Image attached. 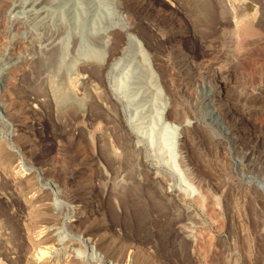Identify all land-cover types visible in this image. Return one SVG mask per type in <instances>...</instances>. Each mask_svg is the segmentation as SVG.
<instances>
[{"label":"rangeland","instance_id":"1","mask_svg":"<svg viewBox=\"0 0 264 264\" xmlns=\"http://www.w3.org/2000/svg\"><path fill=\"white\" fill-rule=\"evenodd\" d=\"M101 1L117 26L106 58L77 56L70 38L65 63L78 61L82 105L61 109L36 69L47 31L27 29L32 9L0 0V228L21 225L22 201L40 187L58 192L66 217L84 203L93 222H113L156 264H264V0ZM86 177L97 192L80 188ZM26 179L34 187H15ZM10 239L0 264H35ZM83 245L75 255L89 264H119Z\"/></svg>","mask_w":264,"mask_h":264},{"label":"bare ground","instance_id":"2","mask_svg":"<svg viewBox=\"0 0 264 264\" xmlns=\"http://www.w3.org/2000/svg\"><path fill=\"white\" fill-rule=\"evenodd\" d=\"M69 1L70 0H17L15 7H13V8H17L18 10H22V11L32 9V12L30 11L31 13L28 12L29 14L27 17L29 18L26 21L27 29L32 30V32H35V34H38L39 32H41L40 30L42 29L45 32L47 31L46 41L49 45L48 49L50 50L47 49L49 52H47L44 57L40 58V56L39 57L37 56L39 58V62L36 61L38 63L37 65L38 68L36 69L39 70L38 72L44 73L46 75L48 74V76L50 77V78L48 77L50 80L49 88H51L52 90L51 92L54 93V96H55L54 101L56 100L55 102L56 105L59 106L61 109L62 108L64 109V107H68L67 105L71 103L78 104L80 105V107L82 105V99L80 98V96L78 97L75 93L76 83H79L77 81L80 79L79 73L75 71V65H76L75 62L77 60L76 61L69 60L70 61L69 63H65V56L67 54L66 53L67 43L70 42L69 41L71 40L70 38L71 37L77 38L76 39L77 42H75L77 43V46L74 52L75 54H77V56H80L81 58H86L85 60L87 59L91 60L93 58H96L97 60L101 62L103 61V59L106 58L107 48L110 45L109 44L110 38L107 35V33L110 29H112L116 25L115 20L111 18L114 12L112 13L113 9L110 8L111 6L109 3H106V2L103 3L101 0H95V1L93 0L94 2H96V6H98L96 7L95 10H93L95 7L92 6V2H91L92 0L91 1L90 0H77V1L75 0L74 2V4L76 3L74 5L75 7L72 4H71L72 6L69 5L70 4ZM43 4L45 8H43L44 12L41 13L40 9H41V5ZM35 8L36 10H34ZM100 9L102 10L100 11ZM33 28H35V30ZM37 29H39L38 30L39 32L37 31L38 33L36 32ZM29 30H27L28 33H29ZM57 30H60L62 33L61 32L59 33L63 34L62 40L58 39V41L61 40L60 45L57 40H56L57 43H54L55 41L52 38V36L54 35L52 32L57 31ZM56 36H55V39L59 38V36L57 38ZM124 44L126 46L133 45L134 47L137 44V41L133 35L127 33L125 35ZM95 46L99 50L95 49ZM123 50H125V48ZM70 54L72 55V53H69V55ZM145 59L146 58L142 59L140 64L142 65L141 68H143V74L148 76V80L143 74L141 75L144 76V80H147L149 82L151 80L152 82H154L155 76H153L152 72L149 71V68H148L149 65L148 67L146 65L147 59L146 60ZM119 64H120V61L117 60L114 63V66L116 67ZM61 74L63 76H60L59 79H57L58 75H61ZM139 78L140 76L134 75V84H139V85L141 84V81L139 80ZM34 81L35 80H33V82ZM47 82L48 81H46V83ZM149 82L148 84H150ZM153 84H152V87H153ZM154 85H156V82ZM45 86L46 85L44 84V87ZM155 93L157 95L158 93L157 90ZM58 114L60 113L58 112ZM206 115L208 119L221 125L220 120L215 114L214 110L208 111ZM110 156H112L111 153H110ZM13 167H14L12 168L13 170L11 169L12 172L19 173V168L17 167V165ZM15 168H18V169L14 170ZM6 169L8 168L6 167ZM29 181L26 179V181L24 180V183L20 182L21 185H17L15 187H19V186L27 187L28 185H30L31 187H34L33 186L34 183H31L32 181L30 182ZM16 182L17 181H15V183ZM17 183L19 184V181ZM13 185L12 187H14ZM79 186L80 188H84L85 192L88 191V193L91 191L97 192L98 190L96 189V186L92 183V181L89 178L85 180L84 179L81 180ZM39 188L37 189L36 187L33 189L32 192L30 191L31 194L24 197L25 200L22 201L23 214L22 215L20 214L21 217L19 218L21 225L17 227L15 225L13 227L10 224H6V225L3 224V227L0 228V241L1 240L11 241L10 238L13 239L16 236L18 240L13 242L16 248V251H18L19 249L21 250V248H23V245L27 246L28 244V246L32 248L30 258L33 259L35 264H89L83 258L81 257L79 258L75 255V253L78 250H80V247H81L80 244H82L83 242H84V245L82 247H84L85 245L86 246L90 245L94 247L96 251L101 252L104 256L110 259L114 258V261L116 260V263L119 262V264H156V261H153L152 259L149 258V256L144 254L143 252L144 250L141 251V249L140 250L138 249L139 247L137 248L136 246L130 245L129 243H128L129 245L127 243H124V241L121 240V238L123 237H120L123 234H120V233L115 234L114 232L115 224L113 222H111L110 224H107L108 222L106 223L104 219H101L99 222H96V221L93 222L92 220H90L89 219L90 217L87 215L89 213H86L84 203L83 204L81 203V205L80 204H76V205L68 204V206L69 207L71 206V209L74 211V216L66 217L67 211H68L67 205H65V203H62V201H59L57 199L56 195L58 194V192H56L57 194L54 195L49 190L41 191L39 190ZM20 194H23V193H20ZM59 196L60 195H58V197ZM20 199L19 201H21ZM111 205L112 203H110V206ZM112 211H113V208H112ZM112 211H110V213L114 214L115 211L114 212ZM16 219L18 218L16 217ZM6 223H8V220L6 221ZM7 226L12 227L10 233L6 232ZM79 238L82 239L83 241L82 243L78 241Z\"/></svg>","mask_w":264,"mask_h":264}]
</instances>
